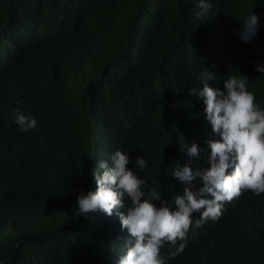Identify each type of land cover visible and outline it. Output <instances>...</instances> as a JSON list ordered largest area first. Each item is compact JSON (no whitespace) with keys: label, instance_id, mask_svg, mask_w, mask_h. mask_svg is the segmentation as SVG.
Listing matches in <instances>:
<instances>
[{"label":"trees","instance_id":"obj_1","mask_svg":"<svg viewBox=\"0 0 264 264\" xmlns=\"http://www.w3.org/2000/svg\"><path fill=\"white\" fill-rule=\"evenodd\" d=\"M210 3L197 16L195 0H0V264H66L97 235L114 252L118 216H77L75 203L96 189L93 170L117 148L128 167L146 159L137 170L145 191L159 187L169 203L182 193L170 171L187 159L177 141L198 143L197 167L213 138L188 92L203 68L217 87L245 74L264 108L254 67L264 63V0ZM252 10L261 26L243 43L235 30ZM13 107L37 127L20 132ZM224 205L216 220L193 221L166 264H264V193Z\"/></svg>","mask_w":264,"mask_h":264},{"label":"clouds","instance_id":"obj_2","mask_svg":"<svg viewBox=\"0 0 264 264\" xmlns=\"http://www.w3.org/2000/svg\"><path fill=\"white\" fill-rule=\"evenodd\" d=\"M195 6L200 9L199 16L211 8V3L195 0ZM238 21L240 27L235 34L243 43L252 42L261 26V16L252 10ZM254 67L264 74V63L256 62ZM214 78L203 68L198 77L200 85L188 89L190 95L202 101L203 116L213 138L206 139L207 155L197 167H193V161H201L202 152L198 143L177 141L178 151L187 159L182 165L177 161L170 171L183 183L182 193L175 194L169 203L159 187L145 191L142 186L146 178L137 170L143 172L146 159L137 155L128 167V152L117 148L107 159L98 161L96 169L100 171L93 170L97 187L80 193L75 209L77 216L89 215L90 219L117 215L115 226L122 238L119 247L111 252L103 237L97 235L66 264H166L183 251L193 221L201 226L216 220L224 203L243 191L264 193V108L248 91L245 74L227 75L221 87L209 84ZM11 112L20 132L37 127L35 116L17 107Z\"/></svg>","mask_w":264,"mask_h":264},{"label":"bare ground","instance_id":"obj_3","mask_svg":"<svg viewBox=\"0 0 264 264\" xmlns=\"http://www.w3.org/2000/svg\"><path fill=\"white\" fill-rule=\"evenodd\" d=\"M225 206V205H224ZM224 206H223V208H224Z\"/></svg>","mask_w":264,"mask_h":264}]
</instances>
